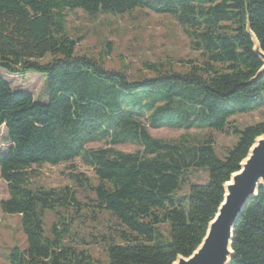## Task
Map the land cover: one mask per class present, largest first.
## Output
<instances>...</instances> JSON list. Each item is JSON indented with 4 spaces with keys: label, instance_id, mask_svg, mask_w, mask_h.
<instances>
[{
    "label": "trees",
    "instance_id": "obj_1",
    "mask_svg": "<svg viewBox=\"0 0 264 264\" xmlns=\"http://www.w3.org/2000/svg\"><path fill=\"white\" fill-rule=\"evenodd\" d=\"M135 8L170 14L202 61L185 72L144 62L148 73L131 76L125 66L104 65L110 42L97 57L76 52L83 36L69 35L67 11L123 15ZM249 31L264 51V0H0V128L8 140L0 152L7 187L0 209L19 216L26 239L24 248L9 249L7 264H94L87 250L65 239L79 217L101 211L129 231L122 232L123 243H107V264H172L191 255L223 200V184L264 134V120L229 125L232 116L264 106V73L257 75L261 61ZM30 71L46 75V102L2 76ZM148 127H230L238 139L220 158L209 136L166 141L152 137ZM92 142L106 146L88 148ZM126 142L140 148H113ZM76 158L97 180L92 185L69 175L94 193L89 211L71 185L33 183L34 167ZM190 169H207L208 181L189 185L186 206L176 193ZM46 211L56 215L48 234ZM231 248L229 264H264V186L238 215Z\"/></svg>",
    "mask_w": 264,
    "mask_h": 264
},
{
    "label": "rangeland",
    "instance_id": "obj_2",
    "mask_svg": "<svg viewBox=\"0 0 264 264\" xmlns=\"http://www.w3.org/2000/svg\"><path fill=\"white\" fill-rule=\"evenodd\" d=\"M67 31L71 37L83 36L76 45V52L97 57L104 43H111V53L103 58L107 68L120 69L125 66L131 76L148 73L143 63L165 64L167 68L176 71H188L191 64H199L203 57L200 51L191 48L190 40L183 26L170 14H158L145 8H135L123 15L97 14L89 15L82 9L67 11ZM152 74L151 72H149ZM4 79L14 88L30 92L41 102L47 101L46 75L30 71L25 74L12 75L2 73ZM264 120V106L258 110L237 114L229 119V125L243 128ZM148 132L154 138L161 140H175L181 135L197 137L209 136L213 140L218 157L224 158L227 151L238 139L230 131L210 129H195L173 127H148ZM7 134L4 127L0 128V152L7 147ZM106 146L104 142H92L88 148ZM113 148L122 152H133L140 147L131 142L114 145ZM33 183L42 187H61L71 185L77 192V197L90 210L94 193L90 188H80L69 178L70 174H80L89 180V184H96L93 169L83 164L79 158L57 165L45 164L34 167ZM208 181L207 169H190L180 191L176 193L186 202L189 185ZM7 197L6 183L0 177V200ZM56 220L54 212L46 211L43 217L44 229L48 234L52 222ZM129 231L120 225L108 211H101L98 215H82L72 224V236L69 241L78 249L87 250L94 264H107L106 245L108 242L123 243L122 232ZM161 232L166 238L168 224L161 226ZM12 246L24 248L25 235L21 230L19 216L4 214L0 209V264H7L8 251Z\"/></svg>",
    "mask_w": 264,
    "mask_h": 264
},
{
    "label": "water",
    "instance_id": "obj_3",
    "mask_svg": "<svg viewBox=\"0 0 264 264\" xmlns=\"http://www.w3.org/2000/svg\"><path fill=\"white\" fill-rule=\"evenodd\" d=\"M254 52L261 61L257 75L264 73V51L256 37L249 31ZM264 186V134L255 138L239 170L232 173L223 184L224 196L207 226L200 244L188 257L179 255L172 264H229L233 256L231 248L233 228L238 215L248 200Z\"/></svg>",
    "mask_w": 264,
    "mask_h": 264
}]
</instances>
